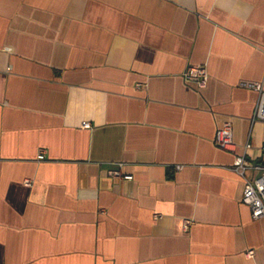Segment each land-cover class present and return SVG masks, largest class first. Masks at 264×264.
<instances>
[{"label": "crops", "instance_id": "crops-1", "mask_svg": "<svg viewBox=\"0 0 264 264\" xmlns=\"http://www.w3.org/2000/svg\"><path fill=\"white\" fill-rule=\"evenodd\" d=\"M246 81L264 0H0V264H264L261 170L233 167L264 164Z\"/></svg>", "mask_w": 264, "mask_h": 264}, {"label": "built area", "instance_id": "built-area-1", "mask_svg": "<svg viewBox=\"0 0 264 264\" xmlns=\"http://www.w3.org/2000/svg\"><path fill=\"white\" fill-rule=\"evenodd\" d=\"M183 78L188 82H194L199 86H203L207 81V71L204 66L189 65L182 74ZM244 87L257 90L259 98L255 106L254 118L264 121V89L258 82L246 81L241 82ZM83 127H89L88 121L82 122ZM215 143L223 149H234L233 129L229 121L217 128L214 136ZM248 147L249 144H246ZM42 157V155H40ZM233 167L240 174L245 176V171L248 168L260 169L261 172L252 180L246 178L244 190L242 194V201L250 207L253 218L264 216V164L254 163L246 158L244 154H237L233 161ZM112 176H120L125 179H132L131 174H124L118 167L108 170ZM188 222H186L187 224Z\"/></svg>", "mask_w": 264, "mask_h": 264}]
</instances>
